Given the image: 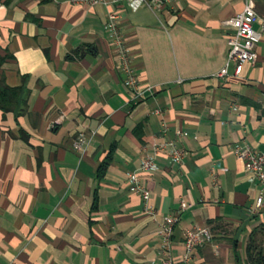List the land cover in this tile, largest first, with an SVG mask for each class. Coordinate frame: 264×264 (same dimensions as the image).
I'll return each instance as SVG.
<instances>
[{"label":"crops","instance_id":"obj_1","mask_svg":"<svg viewBox=\"0 0 264 264\" xmlns=\"http://www.w3.org/2000/svg\"><path fill=\"white\" fill-rule=\"evenodd\" d=\"M162 2L120 5L137 97L105 29L109 7L0 0V54L10 55L0 78H23L27 90L21 116L0 111V264H163L159 231L181 202L191 207L174 226V264H250L264 209L251 211L259 185L234 150L264 154V0H252L257 60L239 75L227 67L228 21L246 0ZM168 142L183 161L160 151L158 168L140 172ZM134 172L147 199L127 186ZM195 227L212 240L186 263L184 233Z\"/></svg>","mask_w":264,"mask_h":264},{"label":"built area","instance_id":"obj_2","mask_svg":"<svg viewBox=\"0 0 264 264\" xmlns=\"http://www.w3.org/2000/svg\"><path fill=\"white\" fill-rule=\"evenodd\" d=\"M75 1V0H74ZM90 5L103 4L109 7L108 22L105 25L109 39L113 42L118 51V70L122 74L124 86L131 91L137 90L138 77L133 64L132 52L126 47L124 36L119 28L122 21V12L120 5L125 3L131 10H137L143 6L159 9L163 6L162 0H86ZM258 21V17L253 7L252 0H246L243 10L228 21L233 32L227 37L228 44V63L234 65L235 75H239L245 63L255 64L257 55L255 47L259 42V34L254 30V24ZM227 68L221 72V76H225ZM137 97H141L140 92H136ZM81 139L75 142V148H80ZM160 151H164L174 164H179L183 161L184 152L177 147L175 142L164 143L157 146L151 154L141 160L140 172L155 171L158 166L156 156ZM235 156L244 162L245 169L250 176V181H256L259 185L258 196L256 197L255 205L251 211L258 213L264 209V154L254 152L250 146L243 144L236 146L234 150ZM129 189L133 193H138L147 199L148 192L142 186L138 173H130L127 175ZM191 206L185 202L180 203V207L176 214L164 218L161 225L159 236L164 244V260L163 264H174L171 258V239L173 236L174 226L180 220L183 212ZM150 213V212H149ZM212 240V234L209 228L195 227L186 230L184 233V247L186 254L184 262H190L193 250L201 248L205 243Z\"/></svg>","mask_w":264,"mask_h":264},{"label":"trees","instance_id":"obj_3","mask_svg":"<svg viewBox=\"0 0 264 264\" xmlns=\"http://www.w3.org/2000/svg\"><path fill=\"white\" fill-rule=\"evenodd\" d=\"M9 56H1L0 54V70L5 65ZM25 79L19 86H10L4 77L0 78V111L5 113H14L16 117L21 116L25 112L27 105V90L25 89ZM109 160V159H108ZM108 162L100 167L102 174ZM232 249L237 256V242L232 243ZM247 262L250 264H264V223L256 228L250 237V243L247 247Z\"/></svg>","mask_w":264,"mask_h":264}]
</instances>
